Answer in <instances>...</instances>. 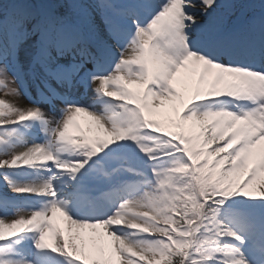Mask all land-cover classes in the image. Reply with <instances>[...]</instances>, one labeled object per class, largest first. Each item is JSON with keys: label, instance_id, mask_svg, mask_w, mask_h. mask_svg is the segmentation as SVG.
<instances>
[{"label": "snow or ice", "instance_id": "obj_1", "mask_svg": "<svg viewBox=\"0 0 264 264\" xmlns=\"http://www.w3.org/2000/svg\"><path fill=\"white\" fill-rule=\"evenodd\" d=\"M0 264H264V0H0Z\"/></svg>", "mask_w": 264, "mask_h": 264}, {"label": "bare ground", "instance_id": "obj_2", "mask_svg": "<svg viewBox=\"0 0 264 264\" xmlns=\"http://www.w3.org/2000/svg\"><path fill=\"white\" fill-rule=\"evenodd\" d=\"M197 2H198V0H197ZM88 122H89V118L86 117V116H84V115H81V117H80V122L77 121V123H79L80 125H82V126H84V127L87 126ZM59 221L62 222V223L64 222L62 217L59 219ZM63 224H64L65 227H66V223H63Z\"/></svg>", "mask_w": 264, "mask_h": 264}, {"label": "rangeland", "instance_id": "obj_3", "mask_svg": "<svg viewBox=\"0 0 264 264\" xmlns=\"http://www.w3.org/2000/svg\"><path fill=\"white\" fill-rule=\"evenodd\" d=\"M77 120H79V117H77ZM59 218H60V216H59V214H58V220H59Z\"/></svg>", "mask_w": 264, "mask_h": 264}]
</instances>
